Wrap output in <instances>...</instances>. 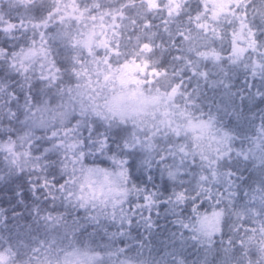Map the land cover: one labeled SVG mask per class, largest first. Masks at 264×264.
I'll return each mask as SVG.
<instances>
[{"label": "snow or ice", "instance_id": "6c2138e0", "mask_svg": "<svg viewBox=\"0 0 264 264\" xmlns=\"http://www.w3.org/2000/svg\"><path fill=\"white\" fill-rule=\"evenodd\" d=\"M241 0H236L239 7ZM24 13H17L15 17L6 14L0 8V38L13 39L15 33L21 29L31 30L33 38L29 46L21 47L18 51L9 52L7 47L0 46V67L7 63L10 73L20 76L22 83L17 85L24 91V103L20 104L21 96L17 89L13 87V81L8 76L9 73L0 74V152L9 155V174L16 173L23 175L27 171L26 179L31 190L35 203H32L30 212L37 221H42L53 228L59 227L64 230L65 237L71 235L76 238L81 232L91 228L87 232L89 238H94L97 234H102L106 241L115 242L124 239L126 242L122 247L112 248L108 243L98 245L105 250L106 260L101 261L94 255V249H74L64 256V264H114L112 258L115 257V264H136V258L128 255L129 249L133 246L127 243L133 241L135 246L143 248L144 240L147 237L141 236L139 239L133 236V230L137 226H142L151 235L156 227L155 218L159 217L161 209L176 217L175 222L184 229H188L197 234L208 237L207 243L214 244L211 239L216 233H220V243L227 253L234 249L237 244L243 250L253 243L256 235L261 239L259 244H264V178L255 181V187H249L244 191L243 198L239 191H232L233 187H238L236 181H243V176H238L239 160L232 161L223 152H220L215 161H209V168L201 172L209 174H191L184 172V158L187 156L184 145H169L167 155L164 150H158V144L154 139L155 135L148 133H137V131H126L113 129L111 125L98 126L87 119H78L73 122L70 119L71 112L63 110L62 106L53 107L51 101L37 98L33 95L32 78L29 71L38 62L41 68L42 81L47 83V88L58 87L63 82V77L70 74L77 80L83 78L87 85L92 84V75L95 73L97 84L99 77L103 76L105 84L113 83L117 70L112 69L111 60L117 61L120 57L125 58L123 67H128L129 63L139 73L145 76V80H136L130 77L135 83V91L139 92L141 85L151 83L152 78L167 79V89L164 95L169 99L176 95L187 98V102H192L191 95L185 90L184 72L191 75L189 79L202 76L207 79V72H201L198 62L194 63L186 57L184 48L179 44L188 42V51L195 52L202 60L220 62L221 52L215 48L205 51H197L191 45L192 37L183 31L177 30L175 33L169 31L170 48H175L179 53L172 57L176 64H173V72L169 73V66L163 59V51L156 44L157 34L152 31L153 24L149 16L153 13H167L168 17L179 15L184 11L185 0H140L139 5L135 0H122L119 8L105 10L104 0H56L54 8L48 13V21L58 17V22L65 26V30L59 34L60 40L67 49L62 66L55 59H50V49L46 48V32H37L43 27L48 28V22L42 24L36 22L29 13V0H18ZM136 9L137 17H125V13ZM142 12V16L140 13ZM233 16L239 21V30L233 32L231 41L230 59L237 62L246 53H256L255 59L245 65L250 70L253 77L259 76L264 79V0L259 7L254 8V14H258L262 24L259 27L253 26L247 21V5L243 9V16H238L235 9H232ZM216 14H213L215 21ZM105 17L112 19V35L106 31H95L96 21H103ZM129 19V22L136 25L137 19L141 20L143 32L136 36L132 51H121L122 43L116 37L119 27L115 23L117 19ZM189 21L194 23L195 28L203 33L211 31L214 36L219 37L215 27L210 28L209 22L199 10L195 17L189 15ZM77 24L92 21V29L87 31H72L67 29L72 22ZM167 21H165V24ZM85 27L87 24L85 23ZM101 29L104 25H100ZM246 30V31H245ZM36 36H39L40 43L37 45ZM223 39V37H219ZM131 43L132 37L129 36ZM244 41L241 45L236 41ZM124 48L128 44L123 45ZM97 49H103L104 55H97ZM91 60L84 57V52ZM161 53L159 59L157 53ZM129 57L131 58L129 60ZM96 65L90 70V65ZM128 81L121 80L125 87ZM252 87L251 83L248 85ZM81 85L76 84L74 92L71 86L67 88V94L73 103L72 111H75V100L73 96L80 97L81 112L88 109L83 102V95L80 91ZM63 91V89H59ZM41 92L46 95L44 89ZM256 96L264 99V91L255 93ZM158 100L159 97H154ZM246 97H242V102ZM16 105V107H14ZM20 108H23L21 113ZM108 110L121 119L125 118L123 112L114 110L108 106ZM23 115V119H21ZM215 117L209 116L208 120H200L193 123L188 120V127L193 132H199L200 136L207 134L213 127ZM261 120V143L257 146L264 153V114ZM5 121H8L5 124ZM22 125L19 132L13 126L14 123ZM42 130L41 135L37 131ZM175 131V130H173ZM178 135V133H177ZM199 138V137H197ZM228 131L218 138L221 145L231 140ZM181 157V163H175V157ZM244 157V153H240ZM172 158L173 163L168 160ZM202 159H207L203 156ZM101 160L107 166L90 165L87 162ZM216 168H212V164ZM260 167L264 169V160ZM138 169L140 175L132 176V169ZM192 175V179H186ZM4 175L0 174V181ZM129 181L131 184L129 185ZM221 184L226 187L227 195L221 191H213L209 184ZM18 202L24 204L25 198L17 190ZM243 199V203L237 205L235 200ZM65 205L64 211H57L58 203ZM231 205L230 214L236 217L235 221L229 224V231L238 234L241 230L245 233V238L234 241L229 236L225 241L223 238V224L225 220L226 207L221 205ZM207 204L204 212L201 208ZM68 206L73 209L83 211V215L73 214L69 221ZM187 209L191 216L185 223L183 218L184 210ZM211 209V211H208ZM6 210L0 208V223H5L7 217ZM13 216L21 213L13 212ZM193 219L195 223H193ZM249 222L257 223L258 227H249ZM196 224L199 227H196ZM112 229H115L114 231ZM192 240H197V235L191 236ZM200 243L205 241L200 240ZM44 241L39 247L32 248L33 256L29 257L26 264H51L48 259L54 241L47 242L45 248ZM5 244L11 251H5ZM43 249V251H42ZM19 254L10 240L0 234V264H16L12 259L13 253ZM175 264H185L182 258L176 259ZM225 264H229L226 259Z\"/></svg>", "mask_w": 264, "mask_h": 264}, {"label": "trees", "instance_id": "16d2710c", "mask_svg": "<svg viewBox=\"0 0 264 264\" xmlns=\"http://www.w3.org/2000/svg\"><path fill=\"white\" fill-rule=\"evenodd\" d=\"M122 0H104L105 10L119 8ZM136 4L139 5L140 0H135ZM262 0H241L239 7L236 4V0L231 3L227 10L222 13L220 16L215 18L209 17L206 15L209 27H215L219 33L218 36H214L211 31L208 33H203L199 29L195 28L194 23L190 22L188 17L192 15L195 17L197 11L202 12L203 10V0H185V8L182 13L179 15H174L168 17L167 13H156L153 12L149 19L153 24L152 31L157 34L156 44L160 46L163 51V59L165 64L169 66V73L173 72V64H176L172 60V57L178 55L179 53L175 48H170L169 40V31L175 33L177 30L183 31L185 34H190L192 37L191 45L197 51H205L209 48H215L217 51L221 52L222 59L220 62H213L211 60H202L200 57L195 55V52L188 51V42L179 44V47L184 48V55L191 59L194 63L199 64L201 72H207L208 76L205 79L202 76H196L189 79L191 75L189 72H184V83L186 89L181 91H187L191 97L192 102L188 103L187 98L181 95H176L173 97V103L179 104L183 109L189 112L191 118H204L208 119L209 116L215 117L213 121V126L215 128V133L217 137H220L224 131H228L231 135V140L221 147V144L216 140H213L212 143L216 144V152L208 159H202L203 152L198 151L201 149V144L197 143V137L188 139L187 137H174L173 135H165L162 130L161 133L154 137L158 147L163 151L164 155H167V148L169 145H183L187 144V156L184 158V168L182 171L189 172L191 174H209L207 172H201V167L203 169L209 168V161H215L220 152H227L228 156L226 158L231 159L232 161L239 160L238 166V176H243L244 180L236 181L238 187H233L232 191H239L240 197L243 198L244 191L248 190L249 187H255V181L264 178V169L260 167L261 161L264 160V153H262L257 147L262 141L261 137V114H264V99L256 96L255 93L257 90L264 91V79L259 76L253 77L250 70L245 68V65L250 63L251 59H255L256 53L248 52L239 61L233 62L229 57L231 51V41L232 34L235 31L239 30V21L236 16H233L232 9H235L238 16H243V9L247 5L248 16L247 21L252 23L254 28L259 27L262 24L261 18L258 14H254V8L259 7ZM0 8L3 11L15 17L17 13L23 14L24 9L19 6L18 0H0ZM142 16V12L140 13ZM125 17H137L136 9H132L125 13ZM165 21L167 23L165 24ZM85 23L87 27H85ZM113 21L109 17H105L103 21H96V28L108 32L109 35H112V25ZM119 27L116 31L119 35L116 37L122 43L121 51H132V45L135 43L137 35L142 34L143 26L140 19H137L136 25H133L129 22V19L125 18L123 20L117 19L115 21ZM103 24L104 28L101 29L100 25ZM93 22L86 21L77 24L75 21L71 25L67 26V29L75 33L76 31H87L92 28ZM167 28L169 31H165ZM65 30L64 25H60L59 30L54 31V37L49 38V42L52 44H59L61 47L67 51L63 43L60 40L59 34L61 31ZM51 31V29H50ZM246 31V30H245ZM132 37L131 43L128 42V37ZM33 38L32 31H24L23 29L15 33V38L13 39H3L0 38V46L7 47L9 52L18 51L21 47H27L29 39ZM237 43L243 45L244 41L237 40ZM128 44L127 48H124L123 45ZM260 51L264 52V49ZM97 55L103 56L104 50L97 49ZM84 57L87 60H91V57L87 56V52H84ZM161 53H157L155 59H159ZM131 58L129 57V60ZM112 69L117 70L115 79L113 83L105 84L103 76L99 77L100 88L104 89L107 93L105 95V101L108 96L114 92L118 87L117 74L118 70L125 63V58L122 56L117 61L115 58L111 60ZM176 67H182L180 64H176ZM96 65H90V70L95 69ZM9 73L8 78L13 81V87L17 89V92L20 94V104L24 103L23 93L26 89H19L17 85L23 82L20 77L17 79V75L10 73L9 69L6 68L5 63L3 67H0V74ZM35 75V74H34ZM67 79V77H66ZM141 81L145 80V76H140ZM92 80L97 81L95 73L92 75ZM33 84V95L37 98L51 101V106H54L58 100L56 93L45 87L40 81L32 80ZM168 80H162L163 87L167 90L166 85ZM97 83V82H96ZM251 83L252 87L249 88L248 85ZM151 84V83H149ZM135 87V84H130ZM143 85V84H142ZM41 89H44V92L47 93L44 95L41 92ZM143 90H145L142 87ZM100 89H97L99 91ZM91 91V89H89ZM151 92V90H148ZM147 91V92H148ZM39 95H36V93ZM242 97H246L242 102ZM16 107V105H14ZM21 113H23V108H20ZM151 111V110H150ZM150 111L134 115L132 117H125L124 119L129 122L137 121L138 118L144 117ZM23 118V115H21ZM74 121L75 118L72 117ZM131 128L137 133H148V131L141 132L140 129L136 128L135 123H131ZM42 130L37 131V135H41ZM208 134L212 135L211 130ZM192 134L189 133V136ZM240 153L248 154V161L245 163L248 167H244L242 170L240 168L241 161L244 160V157L238 155ZM204 156V155H203ZM259 162L257 167L252 168V165L256 162ZM168 163H173L172 158H169ZM175 163H181V157L177 155L175 157ZM212 168H216V164H212ZM252 168L250 171L249 169ZM137 173L140 174V171L136 169ZM0 174L4 175V179L0 181V208L6 210L5 215L7 220L5 223H0V234L10 240L12 245L19 250L23 260L26 262L29 257L33 256L31 251L32 248L39 247L40 242L44 241L45 246L47 242L54 241V245L51 250L64 248L66 246H71L67 240V237L64 235V230L62 228L56 227L53 228L50 225H46L42 221H37L33 214L30 212L32 203L36 201L31 195V190L28 187V182L26 179L27 171L23 175H18L16 173L9 174L8 166L0 163ZM186 177V179L191 180L192 175ZM211 187L213 191H221L227 195L226 187L221 184L213 183L206 185ZM17 190L20 191V195L25 198L24 204L18 202V197L16 195ZM58 203V208L60 211H64L65 205ZM237 205L243 203V199L235 200ZM226 207V216L223 224V238L226 241L229 236H232L234 241H238L240 238H245V233L241 230L238 234H233L229 231V224L235 221L236 217L230 214L231 205L225 204L221 205ZM57 208V209H58ZM207 204L201 208V212L205 211ZM69 209L71 212L69 213ZM69 221H71V216L73 214L83 215V211H77L72 207L68 206ZM211 211V209H208ZM13 212H19L21 215L13 216ZM191 216V213L185 209L183 213V218L185 223L188 222V218ZM176 217L172 214L165 212L163 208L161 209L159 217L155 218L156 227L153 229L151 235L143 229L142 226H137L133 230V236L139 239L141 236L147 237L144 240V247L138 248L135 246L133 241L128 240L127 243L132 244L133 246L129 249L128 255L136 258V262L142 264H150L152 258L158 259V264H175L176 259L182 258L185 264H225L226 259L229 261V264H242L243 262V253L252 258H255L258 254V245H259V234L256 235V239L253 243L249 244L246 250H243L237 246L234 249H230L227 253L223 250L224 246L221 245L220 233H216L211 239L214 241V244L207 243L208 237L203 236L202 234H197L188 229H184L179 223L175 222ZM193 221H195L193 219ZM249 227H258L257 223L249 222ZM113 231L115 229H112ZM91 232V230L89 231ZM197 235L198 239L193 242L191 239L192 235ZM89 238V237H88ZM92 239H95L96 246L108 243L112 248L122 247L125 244L124 239H118L114 243L106 241L102 234H97L94 238H89V242ZM203 240L204 243L199 241ZM211 245V246H210ZM90 248L89 245L82 244L80 247L75 249H84ZM43 251V249H42ZM163 252V255H161ZM107 259V258H106ZM114 264L116 258H112Z\"/></svg>", "mask_w": 264, "mask_h": 264}, {"label": "clouds", "instance_id": "9594fccd", "mask_svg": "<svg viewBox=\"0 0 264 264\" xmlns=\"http://www.w3.org/2000/svg\"><path fill=\"white\" fill-rule=\"evenodd\" d=\"M30 3V9L29 13L30 16L38 23H43L45 21L48 22V28L45 29L43 27L37 29V32H46V41H45V47L50 49L49 57L50 59H55L58 63H60L62 66L66 63L64 60V57L66 55L65 50L61 47L59 44H52L49 42L50 37H54V31L59 30L60 23L58 22V17H55L52 21H48V13L54 8V5L56 3V0H29ZM51 29V31H50ZM31 31V30H30ZM37 45L40 43L39 36H36ZM31 42V38L28 41V45ZM6 68L8 69L7 63H5ZM35 74V75H34ZM28 75L32 78V80H38L40 81L45 87L47 86V83L45 81H42L40 79L41 77V68L40 64L37 62L34 67L29 71ZM67 77V79H66ZM20 76L17 77L19 79ZM163 79L158 78H152L151 84L144 83L141 85L145 89V91L151 90V94L154 97H159L157 100V103L153 107V109L146 114L144 117L138 118L137 121L129 122L125 119H121L119 116L113 115L109 110L105 102V95H107L106 91L104 89L100 88V84H97L94 80H92V84L89 86L87 85V81L83 78L77 80L76 78L72 77L70 74H66L63 77V82L59 83L58 87H51V90H53L56 95L58 96V100L54 104L53 107L62 106L63 110H68L71 112L70 119L72 117L75 118V120L78 119H87L90 122H93L94 124L104 127L111 125L113 129H122L126 131H132L131 123L136 124V128L140 129L141 132L148 131L149 135H159L161 131H164L165 135H173L174 137H187L188 139H192L193 137H199L197 139V143L201 144V149H198V151H202L203 155L205 157L210 158L212 155L216 152V144L212 143L213 140L218 141L219 137L215 136V128H213V134L209 135L204 134L200 136V134H197L196 132H193L188 127V120L191 119V116L189 112H187L185 109H183L179 104L173 103V97L171 99L168 98V96L164 95L166 91H170V89H165L162 85ZM79 83L81 85V93L83 95V102L85 106L87 107V111L82 113L80 108V97L73 96L72 99L75 100V111L73 112V103L70 100L69 94H67V88L68 86H71L75 92L76 90V84ZM59 89H63V91H60ZM91 89V91H89ZM97 89H100L97 91ZM36 95H39L37 92ZM23 119V118H21ZM75 120L73 122H75ZM8 121H5V124H7ZM17 132H19L20 128L22 127L21 124L14 123L13 125ZM175 130V131H173ZM178 133V135H177ZM189 133L192 135L189 136ZM223 135V134H222ZM221 135V136H222ZM185 146V150H187V144H183ZM226 144L221 145V147H224ZM158 150L160 148L158 147ZM225 155H227V152H223ZM9 155L5 152H0V163L8 166L9 163ZM249 157L247 153H244V160L240 163L241 170L244 167H248V165L245 163V161H248ZM90 165H97V166H107L106 162L101 160L91 161L89 160L87 162ZM259 162L257 161L252 165V168L257 167ZM252 168L249 170L251 171ZM140 174L137 173L136 169H132V176L138 177ZM131 184V181H129V185ZM57 211H60V209H56ZM71 210L69 209V213ZM226 216V211H225ZM195 223V221H192ZM91 228L87 229L85 232H81L77 235L76 238H73L71 235L67 237V240L69 244L71 245L66 246L64 248H58L51 250L48 255V259L50 260L51 264H64V256L66 253L72 252L75 248L80 247L82 244L89 245L91 249H94V255L97 256L98 259L101 261L106 260L105 256V250L103 247L96 246L95 239H92L91 242H89V238L87 236V232H89ZM261 239L259 235V240ZM196 240H193L195 242ZM211 246V245H210ZM47 246H45L46 248ZM13 248L15 246L13 245ZM19 253V250L16 249ZM5 251H11V249L8 248V245L5 244ZM161 255H163V252H161ZM243 255V262L242 264H264V244L258 245V254L255 258H252L248 256L245 253ZM12 259L15 260L16 264H26V262L23 260L21 254H16V252L13 253ZM150 264H158V259L152 258L150 261ZM190 264V261L188 262Z\"/></svg>", "mask_w": 264, "mask_h": 264}, {"label": "rangeland", "instance_id": "374dc122", "mask_svg": "<svg viewBox=\"0 0 264 264\" xmlns=\"http://www.w3.org/2000/svg\"><path fill=\"white\" fill-rule=\"evenodd\" d=\"M234 1L235 0H203L202 13L208 14V16L211 18H213V14L215 13V18H217L222 13H224L227 10L228 6ZM95 31L99 32L100 29L95 28ZM140 76L144 75L134 69L130 63L128 67L121 66L117 74V82L120 88L118 87V89H116L108 96L105 101L107 107L111 106L114 110L123 112L125 114V117H132L134 115L152 110L157 103V100L154 99V96L151 94V92L143 90L142 87L140 91L137 92L135 91V87L133 85L129 87L130 84H135L134 81L129 78L134 77L136 80H141ZM121 80L128 81L126 87L121 84ZM191 120L193 121V123H196L197 121H206L208 119L191 118ZM211 132H213V128L211 129ZM196 133L199 134V132ZM215 136L217 137V134H215ZM196 227H199V225L196 224ZM136 264L142 263L136 262Z\"/></svg>", "mask_w": 264, "mask_h": 264}]
</instances>
